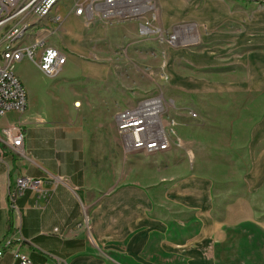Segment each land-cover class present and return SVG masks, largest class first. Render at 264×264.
Instances as JSON below:
<instances>
[{"label":"crops","instance_id":"crops-1","mask_svg":"<svg viewBox=\"0 0 264 264\" xmlns=\"http://www.w3.org/2000/svg\"><path fill=\"white\" fill-rule=\"evenodd\" d=\"M159 1L172 4L171 9L162 7V28L180 25L173 8L179 0ZM228 1L238 7L264 2ZM66 2L56 8L63 17L60 26L32 20L21 46L43 40L64 54L63 67L70 63L79 69L72 86L77 84L74 90L80 100L83 80L99 76L85 57L99 54L100 40L112 43L114 29L103 27L98 16H76L65 8ZM253 53L256 51L241 54L240 63L249 66V71L257 64ZM240 80L234 90L247 94L233 95L240 105L232 116H225L223 123L219 120L215 139L214 133L209 134L208 141L199 132L182 128L175 132L189 141L193 155L196 145L209 146L218 153L216 163L208 161L211 154L201 159L202 164L217 168L208 173H195L191 168L181 177L185 164L177 167L170 154L147 155L154 162L137 159L131 163L121 154L116 158L111 145L102 147L92 140L90 132L78 122L77 112L74 116L59 114V121L49 123L26 108L15 121L7 122L4 126L22 124L25 141L24 155L7 152L3 160L1 153L0 243L9 238L10 245L0 256V264H18L11 252L27 255L32 264H210L206 252L211 243L223 246L229 234L243 230L264 234V209L254 201L264 196V81L250 80L248 85ZM52 123L56 125L50 126ZM100 146L103 150L98 152ZM148 164L152 165L147 170ZM22 175H49L44 187L52 191L47 202L38 200L39 207L32 192L16 200L20 215L16 230L17 214L9 208L7 192ZM52 177L63 180L54 189ZM169 184L173 186L165 189ZM167 216L178 225L180 236L166 225Z\"/></svg>","mask_w":264,"mask_h":264},{"label":"rangeland","instance_id":"rangeland-1","mask_svg":"<svg viewBox=\"0 0 264 264\" xmlns=\"http://www.w3.org/2000/svg\"><path fill=\"white\" fill-rule=\"evenodd\" d=\"M150 2L152 9L140 17L101 21L103 27H113L114 41L100 40L99 54L85 57L90 68L98 70L99 76L83 80L80 100L74 90L77 84L72 86L79 69L70 63L54 78L38 74L34 64L27 60L13 64L12 69L25 88L28 112L49 123L59 121L63 113L74 116L77 112L78 122L90 132L92 140L102 147L111 145L116 158L119 154L125 155L131 163L137 159L154 162L152 157H147L154 153H125L116 133L114 116L124 109L134 108L141 100L161 97L163 125L173 148L158 154H170L177 167L185 164L186 170L181 171V177L191 168L195 173H208L217 168L202 164L201 159L211 154L208 161L216 163L218 153L212 152L209 146L191 144L196 153L193 155L189 141L184 137L180 139L175 132L180 128L199 132L208 141L209 134L214 133L212 138L215 139L219 120L223 123L225 116H232L240 105L233 95L247 94L234 90L240 78L248 85L250 80L264 81V2L238 7L228 0H179L173 8L182 23L167 30L162 28L160 20L162 7L171 9V1L164 5L159 0ZM145 23L151 32L143 35L140 27ZM250 50L256 51L253 54H256L257 64L252 71L240 63L241 54L244 56ZM75 100L78 107H73ZM17 115L7 114L0 120V127L15 121ZM101 146L98 152L103 150ZM148 165L147 170L152 164ZM124 168L128 170L126 164ZM130 168L137 170L133 166ZM171 186L173 184L164 188ZM254 199L264 209V196ZM164 220L176 237L180 236L178 225L168 216ZM206 254L210 264H264V234L255 229L229 234L227 243L223 246L211 243Z\"/></svg>","mask_w":264,"mask_h":264},{"label":"built area","instance_id":"built-area-1","mask_svg":"<svg viewBox=\"0 0 264 264\" xmlns=\"http://www.w3.org/2000/svg\"><path fill=\"white\" fill-rule=\"evenodd\" d=\"M144 1V2H143ZM49 0H0V29H5L9 34L8 44L14 42V37L19 30H12V19L18 15L26 18L35 17L36 9L45 7ZM134 3L133 0H68L65 8L72 11L76 16L89 14L91 17L98 16L102 20L128 19L142 16L152 9L150 0H142ZM63 3V2H62ZM63 17L55 11V19H50L51 24L60 26ZM145 23L140 27V33L145 35L151 32ZM19 28V29H20ZM22 60L34 63L38 70L46 77H56L66 63V56L56 48L47 46L43 40L34 42L31 46L24 47V52L18 55V61L5 64V52L0 54V120L9 113L23 114L27 108V97L25 88L14 73L13 64ZM163 99L159 96L146 98L138 102L134 108L119 111L114 116L116 133L120 140L123 151L140 150L147 154L166 152L170 149L169 134L163 126ZM25 141V130L21 123L0 127V152L24 155L23 146ZM3 160H0L2 162ZM47 175L44 178H31L25 175L15 178L14 184L9 188L7 197L9 208L16 212V230L20 227V215L15 202L26 192L36 194L35 205L39 207L38 200L48 201L50 191L45 189L44 184L49 181ZM60 177H52L51 184L55 186L62 182ZM9 238H4L0 243V256L6 251V243ZM18 264H32L28 256L20 252H11ZM44 264H55L47 261Z\"/></svg>","mask_w":264,"mask_h":264},{"label":"bare ground","instance_id":"bare-ground-1","mask_svg":"<svg viewBox=\"0 0 264 264\" xmlns=\"http://www.w3.org/2000/svg\"><path fill=\"white\" fill-rule=\"evenodd\" d=\"M142 0H133L134 3L140 2ZM64 0H49L48 3L45 4V7H39L36 9V18L35 17H28L26 18V24L20 28V24H24L25 22V15H18L15 19H12V30H19L16 33V37H14V42L8 44L9 41V34H5V29H0V54L5 52V64H12L14 61H18V55L24 52V47L21 46L24 41L26 31L33 25L30 24V20L35 19L37 22L45 21L50 22V19H55V11L58 4H62ZM55 8V9H54ZM54 9V14L50 16ZM20 28V29H19ZM74 107H78L79 104L74 102ZM164 126V125H163ZM165 128V127H164ZM123 149V147H121ZM167 150V149H166ZM127 153V151H124ZM131 152H140V150H132L128 151ZM0 160H2L1 152H0ZM10 243H6V249L9 248Z\"/></svg>","mask_w":264,"mask_h":264}]
</instances>
